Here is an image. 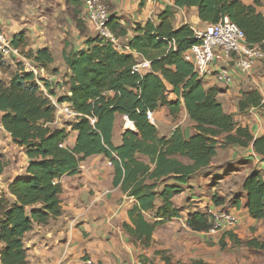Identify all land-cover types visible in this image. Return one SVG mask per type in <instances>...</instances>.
<instances>
[{"label": "trees", "instance_id": "16d2710c", "mask_svg": "<svg viewBox=\"0 0 264 264\" xmlns=\"http://www.w3.org/2000/svg\"><path fill=\"white\" fill-rule=\"evenodd\" d=\"M173 4L174 8H197L201 21L210 25L228 17L245 33L248 45L264 51L263 0H173ZM173 10L162 13L159 24L152 20L144 26L136 24L127 43L132 53H121L112 42L95 35L87 39V51L65 54L71 74L64 86L69 94L58 101L77 114L68 127L55 126L57 110L47 96L57 97L53 84L43 80L46 94L34 75L23 69H17L8 81L0 80V125L28 158L26 176L13 181L8 195L0 197V264H30L26 235L63 214L61 180L79 173L82 163L92 156L104 155L115 171L114 186L135 199L130 222L124 228L135 244L146 248L157 224L181 217L173 199L184 192L191 177L210 166L219 144L240 149L252 145L264 162V136L255 138L248 127L239 126L234 114L220 103V90L206 88L185 61L184 53L198 41L189 25L174 28ZM108 26L116 38L128 36V29L117 18L112 17ZM13 41L17 48L26 47L24 35ZM27 55L45 68L54 62L48 49L36 54L27 51ZM141 59L151 62V70L143 76L133 74ZM171 94L175 102H170ZM160 107H167L173 120L185 108L196 133L187 138L178 128L170 138L159 137L147 112ZM258 107L264 108L259 92L244 94L239 101L240 112ZM117 115L127 117L137 129L136 133L127 131L118 147L113 143ZM72 133H76L73 146L69 144ZM5 169L0 156V176ZM243 188L249 215L264 220V178L260 172L248 176ZM213 203L222 205L217 197ZM241 206L238 198L235 207L240 210ZM147 215H151V222ZM188 226L192 231L206 232L211 227L210 216L195 212ZM246 244L264 250V241ZM156 255L173 264L165 251Z\"/></svg>", "mask_w": 264, "mask_h": 264}, {"label": "crops", "instance_id": "0c3cea01", "mask_svg": "<svg viewBox=\"0 0 264 264\" xmlns=\"http://www.w3.org/2000/svg\"><path fill=\"white\" fill-rule=\"evenodd\" d=\"M102 1L109 8L111 16L128 29V36L120 39L123 44L132 40L136 24L144 26L149 20L159 24L160 15L167 9H174L175 29L189 25L196 32L210 27V24L201 21L197 8H174L173 0ZM85 9V0H0V12L4 15L8 37L14 39L24 35V51L36 54L38 50L48 49L52 53L54 62L47 69L53 76L55 83L52 86L56 91L64 87L71 74L64 61L65 54L87 51V39L95 37L83 20ZM135 57H138L136 53ZM217 62L226 63L219 51ZM11 67L15 70L11 71ZM16 67L12 61L0 62V80H5L3 74L8 76V70L11 74L7 79L10 80L17 71ZM203 84L206 88L216 87L220 90V103L227 112L234 114L239 126L248 127L255 138L264 136V108L239 110V101L244 94L259 92L264 101V61L251 74L239 76L232 87L213 80H203ZM64 90V95L69 94L66 86ZM169 100L176 101L173 94ZM153 113L155 123L151 124L161 138H170L178 128L187 138L196 133L185 108L175 120L167 107H160ZM60 121L57 119L55 126L62 129L75 119L65 120L63 124ZM127 131L136 133L137 129L134 123L128 124L124 116L117 115L113 130L115 146L122 145L123 135ZM4 135L7 140H12L0 125V144ZM75 136L76 133L71 134V146L74 145ZM3 154L4 149L0 151V156ZM23 155L28 166V158ZM246 157H250L253 168L247 169L241 177L242 196H237L233 202V198L224 199L230 187L225 186L222 180L213 185L210 194L207 179L221 177L232 162L237 163L240 158ZM263 169L264 162L252 145L240 149L219 144L210 166L191 177L184 192L173 199L175 206L182 211L181 217L166 222L153 220V223H160L153 233L150 247L146 248L140 243L135 244L124 228V224L130 222L129 211L136 203L135 199L114 186L115 171L113 166H109V160L104 155L92 156L82 163L79 173L61 180L63 214L46 226H35L26 235L28 261L30 264H139L155 259L156 264H166L161 256L156 255L157 251H165L173 264H192L194 261L208 264H264V250L246 244L252 240L264 241V220H255L249 215L243 188L246 178L255 171L264 178ZM220 185L224 187L223 190ZM213 197H217L222 205L216 206ZM238 198L242 205L240 210L235 207ZM207 208L238 211L241 220L238 230L230 233L233 238L228 234L210 236L189 228L191 214L205 213ZM147 217L151 222V215ZM236 240L241 243L236 245Z\"/></svg>", "mask_w": 264, "mask_h": 264}, {"label": "built area", "instance_id": "2783aa9c", "mask_svg": "<svg viewBox=\"0 0 264 264\" xmlns=\"http://www.w3.org/2000/svg\"><path fill=\"white\" fill-rule=\"evenodd\" d=\"M85 22L95 35L112 42L121 53H132L127 44L109 29L112 18L109 8L102 0H85ZM195 39L198 44L192 46L183 55L186 62L191 64L198 78L213 80L218 84L230 87L235 76L249 75L264 61V51L259 46H251L246 43L245 33L228 17L219 23L210 25L205 31H196ZM217 51L225 58L226 63L217 62ZM133 54H135L133 52ZM12 61L22 64L25 73L33 74L40 87L47 94L44 81L54 84V79L48 69L36 64L21 47L17 48L13 39L6 32V25L0 15V62ZM151 70V62L141 59L133 68V74L145 75ZM54 89V88H53ZM57 110V119H76L77 114L66 103L60 104L58 98L47 94ZM148 121L155 123L154 113L147 112ZM127 123L129 119L125 117ZM92 125L95 120L91 119ZM109 166H112L109 162ZM205 214L210 216L211 227L206 231L207 235H226L235 231L240 224V216L237 210L209 209ZM139 264H154L151 261H141Z\"/></svg>", "mask_w": 264, "mask_h": 264}, {"label": "rangeland", "instance_id": "374dc122", "mask_svg": "<svg viewBox=\"0 0 264 264\" xmlns=\"http://www.w3.org/2000/svg\"><path fill=\"white\" fill-rule=\"evenodd\" d=\"M0 15L2 16L3 22L5 23V19H4V15L2 12H0ZM86 12L84 13V17L83 20L85 18ZM85 21V20H84ZM6 25V23H5ZM4 64V63H3ZM15 65L17 66L16 69H24L22 64L16 63ZM14 67V66H13ZM11 67V71H14L15 69ZM9 69V67H8ZM8 76L4 75V79L5 81H8L7 78L10 77V71H7ZM2 76V77H3ZM242 76H247V75H242ZM239 76H235L234 77V82L232 83V85L230 87H232L235 84L236 79ZM222 85V84H220ZM224 86V85H223ZM64 87H61V89H56L54 88L53 90L56 92V98H61L64 96V94H66V91L64 90ZM65 120L68 119H64L61 118V124H63L65 122ZM4 149L5 154H3V159L6 163V169L4 171V174L2 176H0V197L3 194H7L8 195V186L15 181L17 178H21V177H25L26 176V168H27V162L24 158L23 155V150H21L18 146H16L12 140H7V137L4 135L3 138H1V144H0V151H2ZM240 161H238L237 163L232 162L231 165H229L225 172L222 173V176L219 178H208L207 182H208V186L207 189L211 194V191L213 189V185H215V183L219 180H222L224 184H226L225 186H229L230 187V191L227 190V197H225L224 199H229V198H233L232 202L235 201L237 196H242L240 195L242 192V188H241V177L243 176V172H245L247 169H251L253 168L252 162L250 161V157H246V158H240ZM264 170V169H263ZM222 186V185H220ZM221 190L224 189V187L222 186L220 188ZM190 204H194V202H190ZM190 208V207H189ZM209 210V208L205 209ZM238 229H235V232ZM234 232V231H233ZM230 232V233H233ZM152 263L156 264L155 259L149 260Z\"/></svg>", "mask_w": 264, "mask_h": 264}, {"label": "bare ground", "instance_id": "6f19581e", "mask_svg": "<svg viewBox=\"0 0 264 264\" xmlns=\"http://www.w3.org/2000/svg\"><path fill=\"white\" fill-rule=\"evenodd\" d=\"M129 124V123H128ZM129 128V127H128Z\"/></svg>", "mask_w": 264, "mask_h": 264}]
</instances>
